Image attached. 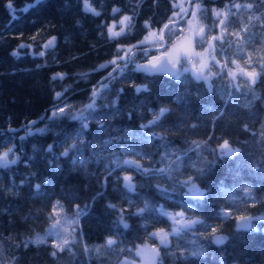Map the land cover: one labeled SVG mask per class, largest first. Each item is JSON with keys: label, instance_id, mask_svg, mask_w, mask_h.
<instances>
[{"label": "trees", "instance_id": "trees-1", "mask_svg": "<svg viewBox=\"0 0 264 264\" xmlns=\"http://www.w3.org/2000/svg\"><path fill=\"white\" fill-rule=\"evenodd\" d=\"M177 1L89 0L100 12L96 16L85 11L84 0H40L27 10L33 0H0V151L11 145L19 157L17 163L0 168V264H121L135 259L134 251L143 244L159 249L160 264H264V220L254 221L257 230L248 231L238 229L235 219L240 214L264 216V0L194 1L208 10L198 17L210 35L221 33L211 9L253 4L252 9H232L223 33L224 52L216 41L214 55L222 64L227 59L229 68L232 60L246 66L245 54H250V69L260 75L251 86L241 76L235 81L226 74L213 76L211 89L190 73L177 80L135 70L156 52L152 43H140L150 30L159 33L174 13L183 15L174 7ZM113 8L120 12L113 14ZM123 16L131 17L130 27L110 39L108 28L115 24L114 31H120ZM244 26L241 48L242 42L229 33ZM173 35L164 31L168 42ZM53 37L54 45L45 48ZM133 45L137 47L127 53L130 62L125 67L126 61L118 57ZM57 74L63 79H53ZM143 86L147 91H136ZM57 93L62 95L57 98ZM93 101L95 109H87ZM161 107L170 111L158 124L142 128ZM60 108L65 112L53 116ZM81 111L87 127L71 118ZM42 114L23 132V139L3 132ZM224 140L240 152L220 156L218 145ZM193 141L206 145L197 149ZM66 149L68 155H62ZM125 160L172 171L169 177L116 167L115 162ZM126 175L132 177L135 191L124 187ZM189 176L204 191L203 198L186 195L188 189L179 181ZM245 189L255 198L254 205ZM57 202L63 214L79 223L64 251L53 246L51 235L46 243L33 242L37 236L44 238ZM145 203L149 210L136 215ZM161 208L203 224L170 236L166 248L152 236L174 226L160 214ZM224 210L233 217L220 215ZM121 215L127 227L119 223ZM211 227L227 237L223 244L211 242ZM109 238L116 245L101 247ZM96 248H101L99 254ZM200 249L203 255H191Z\"/></svg>", "mask_w": 264, "mask_h": 264}, {"label": "snow or ice", "instance_id": "snow-or-ice-1", "mask_svg": "<svg viewBox=\"0 0 264 264\" xmlns=\"http://www.w3.org/2000/svg\"><path fill=\"white\" fill-rule=\"evenodd\" d=\"M40 0H33L32 4L26 5V8L24 10H27V8L34 7L36 4H38ZM192 0H190V3ZM8 8H12L11 2L7 5ZM174 7H179L180 12L183 13L185 16L188 15V9L185 8L183 5H174ZM193 10L191 12V16L193 18L197 17L198 11H208L205 9H201V5L199 3L192 4ZM227 11L224 10H216L211 9V12L213 15L217 18V26L220 27L221 33L218 35H210L208 36V47L205 49V52H197L195 51L194 42L198 39L199 43L203 46L205 43L206 37L203 27H199L198 29H191V21H188V24L190 26V34L188 36H184L183 40L181 42H177L175 39L169 43L168 41H165L164 39V31L168 30L170 33L174 31H180L181 36H183L182 30H177L175 25L177 23V20L175 17H179V13H174L173 18L169 19V23H166L163 25V28L159 30V33L155 31L149 32L148 36H145L144 40H142L141 44L146 43H152L153 46L159 45L160 47H163L165 44H168V47L166 50L156 56H152L148 59L147 63L145 64H137L135 66L136 71L144 72L146 74H158V73H164L170 76H174L177 80H179L184 74L190 73L195 79L205 81L206 83H209V89H211L210 81L213 76L217 75H223L226 74L228 77H230L233 81L237 79V76L244 77L249 84V86L254 85L256 83V80L260 73H257L255 71V68L251 72L246 71L244 68H241L239 64H237L236 60H232V64L236 66V71H233L232 69L228 68V62L227 59H225V62L222 64L220 60H217L215 58V43L216 41H219L221 44V52H224L223 44H224V36L223 33L227 31L228 23L227 18L229 14L232 13V9L239 10L241 8H247L252 9L253 4L247 3V4H238L234 3L231 6L226 5L225 6ZM84 9L85 11L91 12L93 15L99 16L100 12L96 10L95 7L92 6V4L89 2V0H84ZM113 14L120 12L119 8H113ZM223 17V18H222ZM258 19V18H257ZM127 22V23H126ZM121 25L124 27H121L120 31H114L116 28V25L113 24L108 28V34L110 39H116L119 36L125 34V27H130L131 23V17L130 16H123V18L119 21ZM170 25L172 27H170ZM146 27H149V25H145ZM247 32V26H244L240 29V32H232L229 33L231 36H235L237 40H240L241 48L242 44L244 43L243 37L241 36V33ZM35 39V37H33ZM55 37H53L51 40L48 41V43L45 45V47H51L54 45ZM231 45V42H229ZM21 48L25 47V45H20ZM137 47L136 45L131 46L129 49H127V52L124 56L118 57V59H123L126 61L125 67L127 66V60L128 55L127 53L132 52V48ZM118 52L123 51V49H117ZM141 51L144 52L145 55L148 54V49L144 48L141 49ZM207 53V55L205 54ZM13 55H18V53L14 52ZM40 55H44L43 52L40 53ZM134 55V53H133ZM248 60L250 61V54H245ZM261 63V71L264 72V56L260 57ZM112 64H117L116 60L110 61ZM101 68L106 67V65H101ZM119 67V65H117ZM217 68V71L214 72L212 69ZM115 71V69H113ZM111 75V73L109 74ZM63 79V74H57V76H54L53 79L56 78ZM238 87V85H237ZM136 91H147V87H137ZM62 94L57 93L56 96L59 98ZM98 93L94 90L93 91V97L97 96ZM87 109H95V101H93L92 104H89L86 106ZM170 111L167 107H161L158 111V113H154V118L148 122V125H141L142 128L149 127L151 125H156L160 122L161 118L166 115ZM65 109L60 108L57 112L53 113V116H57L60 113H64ZM72 119H79L82 122V127H87L86 121L87 117L84 116L83 111L80 113H77L76 115L71 117ZM32 123H35L34 121ZM38 131H43L42 129H38ZM31 134V132H29ZM79 137H77L78 139ZM23 139V138H21ZM107 143V142H106ZM201 143L206 145V142H197L193 141V144L196 146L197 149L201 147ZM72 149L76 148V145H71ZM49 151H51V146H49ZM69 149H66L62 155H68ZM212 151H217V149H213ZM218 151L219 155L222 157H231L235 156L240 152L239 148L232 147L227 140H224V142L220 145H218ZM11 157V158H10ZM19 157L15 156L14 149L8 148L7 151L0 152V168H7L10 165H13L17 163V160ZM83 163V161H81ZM116 167H122V166H128V167H134L137 171H140L144 174H150L153 171L158 172L160 174L168 173L169 177L171 174L172 169L171 168H160V169H150L145 168L142 163H140L137 160H125L122 163L121 162H115ZM174 163V162H172ZM198 172H202V170H198ZM124 187L132 192L135 191V184L132 181L131 176H124ZM179 183L186 187L188 189L186 195H191L197 198H203L205 193L203 190L199 188V186L195 182V178L192 176H189L187 179L179 181ZM36 189L39 190L40 185H35ZM158 187H160L158 185ZM162 191H167V189H161ZM245 195L248 196L252 201L253 205L256 203L255 198L251 196V192L248 189H245ZM111 208H116V205H109ZM146 210H149V205L145 203L143 208L137 209L136 215H143ZM123 211V210H121ZM63 212V206L57 202L56 205L53 207V213L50 214V218H52V223L50 225V230L48 235H55L57 237V242L53 245L57 250L64 251L65 247L69 245L70 240L69 236L65 235L63 233H68L69 230L64 227V224L61 223V220L59 219V216ZM161 215L168 216L173 221V227L170 230L165 229H159L157 232H153L152 236L157 237L159 239V242L164 247H168L170 244V236H179L182 232L191 231L195 228L198 224H203V221H200L199 219H191L186 218L185 214L183 212H178L175 214L168 213L162 208L159 210ZM224 218H231L233 217V212L230 210H224L220 213ZM235 219L237 220V228L242 230H248V231H255L257 230L255 228L254 221H261L264 220V216H251V215H236ZM67 223V221H65ZM72 223H75V221H72ZM119 223L123 224L124 227H127V223L124 220L123 215L119 218ZM62 230V231H61ZM210 236H211V242L215 244H223L227 237L224 235L219 234V229L217 227H211L210 230ZM36 244H43L46 243L45 238H41L37 236V238L33 241ZM117 241L114 239L109 238L106 241L105 245H102L101 247H112L113 245H116ZM87 250V249H86ZM121 251H124L123 249H120ZM148 250V246L144 245L143 247H137L136 249V255L137 256H144L145 251ZM95 251L99 254L101 251V248H96ZM131 251V249H129ZM151 252V256L148 258H145L148 262V264H160V251L158 248H152L149 250ZM53 257L57 255L56 251H53L51 253ZM191 255H203V250H196L191 253ZM121 264H134V262H128V261H122Z\"/></svg>", "mask_w": 264, "mask_h": 264}, {"label": "rangeland", "instance_id": "rangeland-1", "mask_svg": "<svg viewBox=\"0 0 264 264\" xmlns=\"http://www.w3.org/2000/svg\"><path fill=\"white\" fill-rule=\"evenodd\" d=\"M186 2H187V0H178L176 4L177 5H183L184 7H186ZM194 3H199V2H194ZM194 3H192V4H194ZM201 9H202V6H201ZM192 10H193V7L191 5L190 6V12H192ZM178 11H180L179 7L177 9V12ZM199 12L200 11L197 12V17L196 18H193V17L189 16L183 23H179L178 25H176V29L177 30H182L183 36H181L180 31H174L173 32L174 35H173V37H172V39L170 40L169 43H171L174 39L179 43V42H181L183 40L184 36H188L190 34V26L188 24V21H191V29H198L199 27H203V28L205 27L204 28L205 29L204 32H205L206 40H205V43L203 44V46L199 43L198 39L194 42L195 51H197V52H205V49H207V47H208V36H209V34L207 32L206 25L203 23L202 19L200 17H198ZM148 35H149V33H148ZM156 46L158 47L159 45H156ZM167 47H168V44H166V48ZM166 48L163 51H165ZM205 54L207 55V53H205ZM247 60H248V58H247ZM252 60H253L252 58L250 59V61L248 60V62H247L248 64L246 66L242 65V64H239L237 61L236 62L242 68H244V69H246L248 71H252V69H250V66L252 65L251 64ZM229 69H232L233 71H236V66L232 64L229 67ZM58 110L59 109L55 110L54 112H57ZM3 151H7V149H2L0 152H3ZM52 213H53V211H52ZM172 214H175V213H172ZM59 219L61 220V223L64 224V227L69 230L68 233H63V234L68 235L69 236V240H71V238H72L73 234L76 232L77 226L79 224L78 223V219H76V217H74V216H67V215H65L63 213H61V215L59 216ZM65 221H67V223H65ZM72 221H75V223H72ZM49 230H50V226H48L47 230L45 231L44 236H43L44 238L48 236ZM51 236L53 237V240H55L54 243H53V244H55L57 242V237L55 235H51ZM144 245L148 246V250L145 251L144 256L143 257L137 256L136 255V250H135L134 252H135L136 258L132 259V260H129V262H134V264H148V262H147V260L145 258L150 257L151 256V252L149 250L152 249V248H156V247L151 245V244H143V245H140L138 247H143Z\"/></svg>", "mask_w": 264, "mask_h": 264}, {"label": "water", "instance_id": "water-1", "mask_svg": "<svg viewBox=\"0 0 264 264\" xmlns=\"http://www.w3.org/2000/svg\"><path fill=\"white\" fill-rule=\"evenodd\" d=\"M192 1H194V0H192ZM189 3H190V0H188L187 1V3H186V6H187V9H189ZM182 20V18H180V19H177V23L176 24H178L180 21ZM205 30V29H204ZM48 43V42H47ZM46 43V44H47ZM166 45V44H165ZM165 45L163 46V47H161V48H164L165 47ZM45 47V46H44ZM45 48H47V47H45ZM164 51H162V52H160L159 54H153V55H150V56H148L146 59H144L143 61H140V62H138L137 64H145V63H147V61H148V59L150 58V57H152V56H156V55H160V54H162ZM130 62V56L128 57V63ZM136 64V65H137ZM135 65V66H136ZM241 67V66H240ZM242 68V67H241ZM246 70V69H245ZM246 71H248V70H246ZM140 72V71H139ZM248 72H251V71H248ZM142 73H144V72H142ZM146 74V73H145ZM148 75H152V74H148ZM154 75H161V76H166V77H173V76H170V75H167V74H164V73H158V74H154ZM239 76V75H238ZM105 78V77H104ZM104 78H102V79H100L99 81H98V83L99 82H102L103 80H104ZM42 116H45V114H42L41 116H39V117H37L36 119H33V120H30V121H28V122H26L25 124H23V125H20V126H18V127H16V128H8V129H6L8 132H16V131H18V130H20V129H22V128H24V127H29V126H32V125H34L35 123H36V121L37 120H39ZM35 122V123H32V122Z\"/></svg>", "mask_w": 264, "mask_h": 264}, {"label": "flooded vegetation", "instance_id": "flooded-vegetation-1", "mask_svg": "<svg viewBox=\"0 0 264 264\" xmlns=\"http://www.w3.org/2000/svg\"><path fill=\"white\" fill-rule=\"evenodd\" d=\"M190 5V4H189ZM192 17L191 16V12H190V7H189V9H188V15L187 16H185L184 14L181 16V17H179V18H182V20L183 21H185L188 17ZM159 47V46H158ZM157 48V47H156ZM162 51V49H156V52L155 53H159V52H161ZM29 129V127H24V128H22V129H20V130H18V131H16V132H9V133H13V135H15V134H17L18 136H19V138H21L22 136H23V132H26L27 130ZM1 131V130H0ZM3 132H8L7 130H4ZM11 147V145H9V146H7L6 147V149H8V148H10ZM12 148V147H11Z\"/></svg>", "mask_w": 264, "mask_h": 264}]
</instances>
